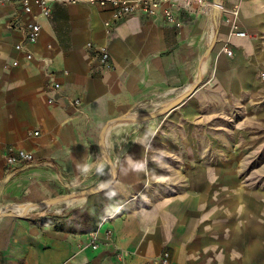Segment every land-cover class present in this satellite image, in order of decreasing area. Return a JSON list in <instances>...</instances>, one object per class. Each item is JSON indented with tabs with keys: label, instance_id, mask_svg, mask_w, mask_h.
Here are the masks:
<instances>
[{
	"label": "crops",
	"instance_id": "obj_1",
	"mask_svg": "<svg viewBox=\"0 0 264 264\" xmlns=\"http://www.w3.org/2000/svg\"><path fill=\"white\" fill-rule=\"evenodd\" d=\"M224 5L237 7V23L249 34L264 22V0H224ZM15 14L14 4L0 2V202L20 203L33 192L52 197L53 180L97 173L103 163L96 150L102 138L108 142L107 124L158 95L167 103L179 101L200 77L202 62L203 75L211 78L213 72L219 81L233 74L248 82L257 77L258 63L247 59L253 43L231 35L223 14L182 10L179 26L161 16L134 14L113 22L108 31L109 10L57 3L42 19L38 40L25 45L31 59L15 49L20 33L7 27ZM224 45L231 54L222 50ZM101 48L108 52V66L100 62ZM199 94L191 92L172 109L183 121L176 134L191 139L162 137L160 149H187L195 156L201 130L193 108ZM160 134L168 135V128ZM19 150L30 158H20ZM159 159V166L167 164ZM192 161L195 167L199 159ZM150 162L142 143L132 146L115 161L107 188H98L63 216L14 217L4 211L0 264H139L164 251L183 263L193 230L186 225L185 203L181 197L169 200L163 190L166 174L153 175ZM91 233L97 234V249L89 245ZM256 258H264L263 248Z\"/></svg>",
	"mask_w": 264,
	"mask_h": 264
},
{
	"label": "rangeland",
	"instance_id": "obj_2",
	"mask_svg": "<svg viewBox=\"0 0 264 264\" xmlns=\"http://www.w3.org/2000/svg\"><path fill=\"white\" fill-rule=\"evenodd\" d=\"M249 38L255 50L247 59L259 65L255 81H243L233 74L221 79L226 84L220 86L218 76L213 78L210 72L211 78L199 77L175 103L165 102L166 97L160 95L137 103L128 114L112 121L118 131L108 136V142L101 139L96 157L103 167L97 173L81 180H53L52 197L33 192V197L20 200L45 203L71 197L80 199L78 203L64 207L62 202H52L22 216H63L68 208L81 207L100 185L106 183L102 189L107 188L114 178L115 161L142 143L144 158L153 160V175L161 170L166 174L163 190L169 200L181 197L185 203L186 225L193 230L184 251L187 258L181 264H264V258H256L262 248L264 254V22L257 23ZM194 91H200L193 109L201 130L195 136L199 144L195 156L187 149H160L157 143L162 137L176 142L191 137L176 134L183 121L172 109ZM163 127L168 128V135L160 134ZM159 158L167 164L159 166ZM180 159L185 165H180ZM192 160L195 167H191ZM11 203L0 202V207Z\"/></svg>",
	"mask_w": 264,
	"mask_h": 264
},
{
	"label": "built area",
	"instance_id": "obj_3",
	"mask_svg": "<svg viewBox=\"0 0 264 264\" xmlns=\"http://www.w3.org/2000/svg\"><path fill=\"white\" fill-rule=\"evenodd\" d=\"M15 5L16 14L7 23L9 29L17 30L20 33L21 41L15 45V49L21 51L26 59H31L32 54L25 48L26 44L35 43L41 33L42 19L50 16L52 8L57 3L78 4L87 3L102 9H107L112 15V19L105 21L104 25L109 31L113 22L124 19L134 14H143L150 17L161 16L168 22L179 26V12L182 10L199 12L203 11L208 16L225 15L231 25V35L242 36L245 31L237 23V7L227 9L224 0H0ZM23 18L25 19L22 23ZM222 50L226 54H231V49L224 45ZM100 62L108 66V52L101 48L99 51ZM14 64H17L14 63ZM67 74V72H63ZM58 86V84H55ZM77 102V101H75ZM20 158L29 159V155L19 150ZM7 162L14 161L12 157H7ZM89 245L92 249L98 248V237L96 233L90 234ZM139 264H179L173 261L167 251L158 256L148 258Z\"/></svg>",
	"mask_w": 264,
	"mask_h": 264
},
{
	"label": "bare ground",
	"instance_id": "obj_4",
	"mask_svg": "<svg viewBox=\"0 0 264 264\" xmlns=\"http://www.w3.org/2000/svg\"><path fill=\"white\" fill-rule=\"evenodd\" d=\"M212 23H209V28H208V40H210L211 36H212ZM239 37H243L241 39H238L240 41H243L247 38H249V32L245 31V34L242 35V36H239ZM208 56V54H207ZM205 63L202 62V65H201V71H200V77L203 75L204 71H205ZM198 80V79H197ZM192 87V86H191ZM191 87L189 89H191ZM135 116V115H133ZM226 118V117H225ZM227 119V118H226ZM114 124L112 122L108 123L107 126L105 127L104 129V133L103 135L105 137H108L112 128H114ZM114 171L111 172V175H113ZM109 179V178H108ZM106 183H104L103 185H100L99 188L103 187ZM80 201V199L76 200V199H73L71 197H65L63 199H58V200H53V201H50V202H45V203H34V202H24V203H11L9 205H6L4 207H0V216L4 213L5 210H10L14 213H16L18 216H22L24 215L25 213L31 211V210H35V209H39L41 207H43L44 205L46 204H49V203H60L62 202L63 206L64 207H68V206H71V205H74L76 203H78ZM57 212H60L61 211V207H57Z\"/></svg>",
	"mask_w": 264,
	"mask_h": 264
},
{
	"label": "water",
	"instance_id": "obj_5",
	"mask_svg": "<svg viewBox=\"0 0 264 264\" xmlns=\"http://www.w3.org/2000/svg\"><path fill=\"white\" fill-rule=\"evenodd\" d=\"M98 190V189H97ZM96 191V190H95Z\"/></svg>",
	"mask_w": 264,
	"mask_h": 264
}]
</instances>
